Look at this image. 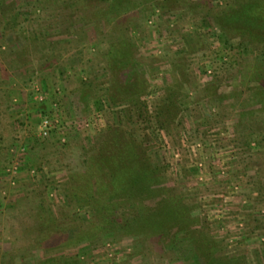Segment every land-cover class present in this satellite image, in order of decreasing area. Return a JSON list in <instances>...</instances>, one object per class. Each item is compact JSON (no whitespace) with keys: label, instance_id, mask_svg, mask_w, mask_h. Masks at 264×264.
Segmentation results:
<instances>
[{"label":"rangeland","instance_id":"374dc122","mask_svg":"<svg viewBox=\"0 0 264 264\" xmlns=\"http://www.w3.org/2000/svg\"><path fill=\"white\" fill-rule=\"evenodd\" d=\"M117 2L0 0V264H264V0Z\"/></svg>","mask_w":264,"mask_h":264},{"label":"built area","instance_id":"2783aa9c","mask_svg":"<svg viewBox=\"0 0 264 264\" xmlns=\"http://www.w3.org/2000/svg\"><path fill=\"white\" fill-rule=\"evenodd\" d=\"M32 95L35 99V102H37V104L39 105H44L47 103V96L48 94L46 92H43L38 86L34 87L33 91H32ZM60 105H62V102L60 101L55 103L53 105V111L52 113L49 112H42L40 113V120H39V124H38V138L41 140H48L53 136V133L55 132L54 130H56L58 128V124H59V120L53 118L54 115L53 112L56 113H61V107ZM63 143H66V139L63 138L61 139ZM26 148L22 147L21 153L25 154ZM14 152V151H12ZM23 157V156H22ZM13 173L15 174L17 171V167H13ZM8 173H11V169H8ZM33 173H35V171H33Z\"/></svg>","mask_w":264,"mask_h":264},{"label":"trees","instance_id":"16d2710c","mask_svg":"<svg viewBox=\"0 0 264 264\" xmlns=\"http://www.w3.org/2000/svg\"><path fill=\"white\" fill-rule=\"evenodd\" d=\"M117 1H119V0H108V2H110V7L112 8V5H113V3H115L116 4V2ZM118 3V2H117ZM106 160H109V158H107ZM133 165L134 166H136L137 168H135V169H133L131 172L132 173H139V172H141L142 173V171H144L145 169H144V167H139V165H138V163H137V161H133ZM140 170H142V171H140ZM149 170V169H148ZM143 173H145V172H143ZM127 175H128V173H127ZM144 177V176H143ZM127 178H132V177H126V179ZM137 178V177H136ZM113 179H114V177H113ZM126 179H122L123 181H115V180H113V186H116L115 184L118 182V184L120 183L121 185H124V189L126 190V191H128L129 189H130V185L128 184V186H126L124 183H125V180ZM121 188V187H120ZM173 206V204L171 205V203H169V206L167 207V208H169V209H172L171 207ZM140 218V217H139ZM141 218H143V217H141ZM144 219V218H143ZM148 223H157V219H155V218H153V219H151ZM73 240H75V238L74 239H72L71 241H73Z\"/></svg>","mask_w":264,"mask_h":264},{"label":"crops","instance_id":"0c3cea01","mask_svg":"<svg viewBox=\"0 0 264 264\" xmlns=\"http://www.w3.org/2000/svg\"><path fill=\"white\" fill-rule=\"evenodd\" d=\"M62 102V101H61ZM44 106H48V103L46 104V105H44Z\"/></svg>","mask_w":264,"mask_h":264}]
</instances>
